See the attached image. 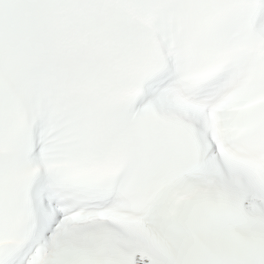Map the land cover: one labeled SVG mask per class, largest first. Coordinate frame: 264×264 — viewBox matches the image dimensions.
<instances>
[{
  "label": "snow or ice",
  "instance_id": "snow-or-ice-1",
  "mask_svg": "<svg viewBox=\"0 0 264 264\" xmlns=\"http://www.w3.org/2000/svg\"><path fill=\"white\" fill-rule=\"evenodd\" d=\"M0 264H264V0H0Z\"/></svg>",
  "mask_w": 264,
  "mask_h": 264
}]
</instances>
